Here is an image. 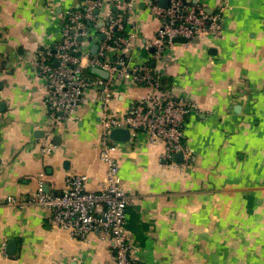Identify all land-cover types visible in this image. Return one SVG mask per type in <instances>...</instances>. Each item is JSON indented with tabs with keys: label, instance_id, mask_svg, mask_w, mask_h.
<instances>
[{
	"label": "crops",
	"instance_id": "obj_1",
	"mask_svg": "<svg viewBox=\"0 0 264 264\" xmlns=\"http://www.w3.org/2000/svg\"><path fill=\"white\" fill-rule=\"evenodd\" d=\"M82 1L0 0V264L111 259L101 235L78 242L50 225L48 211L5 202L28 198L40 181L58 194L72 175H85L90 192L101 188L106 167L95 147L100 110L94 96L64 122L54 151L43 155L40 143L49 124L45 83L29 65L38 50L60 39L52 16ZM148 1H127L134 7L130 56L138 63L149 61L159 28ZM199 2L208 14L225 7L222 39L176 43L152 64L162 87L198 106L184 129L195 162L185 169L166 166L163 145L148 143L142 134L114 142L122 186L136 197L126 230L135 258L144 264H264V0ZM150 93L148 86L122 81L113 115L123 117L132 101Z\"/></svg>",
	"mask_w": 264,
	"mask_h": 264
},
{
	"label": "built area",
	"instance_id": "obj_2",
	"mask_svg": "<svg viewBox=\"0 0 264 264\" xmlns=\"http://www.w3.org/2000/svg\"><path fill=\"white\" fill-rule=\"evenodd\" d=\"M199 1L169 0L166 8L159 5V0L147 2L146 9L157 18L159 28L149 45L152 54L145 63L134 62L130 56L134 36L128 33V27L134 7L126 0H83L79 8L52 16L59 26V41L42 47L29 61L45 83L49 124L40 152L48 155L54 151L53 138L63 132L64 122L94 96L100 110L95 147L106 172L97 192L86 189L85 175H72L58 194L46 191L40 181L28 198L8 197L7 206L48 211L50 225L67 231L78 242L87 241L91 234L101 235L111 252L108 264H144L135 258L132 238L126 230V214L136 197L128 195L122 186L115 157L117 143L110 139V133L126 129L130 141L142 134L148 143L162 144V160L168 167L185 169L194 164V157L184 145V129L186 118L199 114L198 106L162 87V76L152 64L161 61L164 51L174 47L177 38L185 40L181 44L185 47L200 37L222 39L225 7L208 14ZM91 45L98 47L94 55L89 50ZM95 69L106 72L107 78L94 75ZM124 80L148 86L151 93L146 100L132 101L127 114L117 118L111 105L115 88ZM178 154L182 160L175 163L173 158Z\"/></svg>",
	"mask_w": 264,
	"mask_h": 264
},
{
	"label": "water",
	"instance_id": "obj_3",
	"mask_svg": "<svg viewBox=\"0 0 264 264\" xmlns=\"http://www.w3.org/2000/svg\"><path fill=\"white\" fill-rule=\"evenodd\" d=\"M128 1V0H126ZM169 4V0H159V5L163 8H166ZM100 26V25H99ZM100 39L102 40L103 39V36L100 37ZM78 41L79 42H82V38H78ZM88 41H91L90 38H88ZM175 43H178V44H183L185 43V40L182 39V38H177L174 40ZM89 50L91 52V54H96L97 51H98V47L97 45H91L89 47ZM77 56L79 57L80 56V53H77ZM92 73L96 76H99L101 78H107V73L106 72H103L101 70H98V69H95V70H92ZM110 139L113 141V142H118V143H128L130 141V132L126 129H116V130H113L111 133H110ZM55 143H57L59 141L58 138H54L53 139ZM174 162L175 163H179L181 162L182 160V156L180 154L178 155H175L174 158H173ZM46 190V189H45ZM14 243H9L8 245V248H10V250H14Z\"/></svg>",
	"mask_w": 264,
	"mask_h": 264
}]
</instances>
